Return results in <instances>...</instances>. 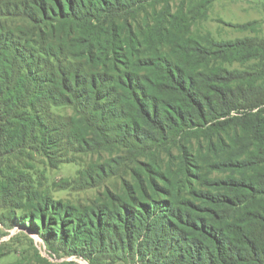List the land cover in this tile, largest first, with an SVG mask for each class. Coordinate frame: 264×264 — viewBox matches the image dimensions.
Listing matches in <instances>:
<instances>
[{
    "label": "trees",
    "instance_id": "1",
    "mask_svg": "<svg viewBox=\"0 0 264 264\" xmlns=\"http://www.w3.org/2000/svg\"><path fill=\"white\" fill-rule=\"evenodd\" d=\"M151 1L0 0V121H17L4 144L46 135L38 115L71 107L81 120L69 119L68 140L80 151L98 149L99 139L148 151L189 135L212 145L216 136L207 165L228 176L209 178L185 154L176 175L153 160L170 180L164 194L86 210L39 201L21 224L92 264H264V22L236 26L263 37L231 41L181 37L163 23L140 37L129 19ZM233 120L231 145L219 133ZM13 179L0 184V199ZM190 181L204 189L181 194ZM149 186L163 191L153 177Z\"/></svg>",
    "mask_w": 264,
    "mask_h": 264
},
{
    "label": "rangeland",
    "instance_id": "2",
    "mask_svg": "<svg viewBox=\"0 0 264 264\" xmlns=\"http://www.w3.org/2000/svg\"><path fill=\"white\" fill-rule=\"evenodd\" d=\"M255 20L264 22V0H156L147 3L129 23L140 37L163 23L166 30L169 26L177 28L181 37L202 40L210 36L216 41H231L263 37V33L252 34L236 27ZM167 51V47L163 49ZM230 69L244 70L249 66L235 64ZM243 112H233L229 117H241ZM38 118L48 125L46 135L34 130L23 141L14 139L15 146L4 144L2 133L5 129L12 130L10 126L17 121H8L7 128L0 121V184L14 178L15 187L8 199H0V264H92L86 258L54 251L40 234L22 226L21 222L39 201L86 210L141 194H164L170 180L159 177L150 167L151 161L157 162L161 172L168 167L176 175L184 154L189 163L199 158L200 170L209 178L228 176L212 171L207 165L217 159L208 155L216 144V136L212 145L203 135H189L148 151L127 149L99 139L101 147L85 152L68 140L69 119L81 120L73 108L53 107ZM21 120V123L27 122ZM239 125L240 121L233 120L231 127L220 132V136L232 145ZM83 126L90 138H94L95 129L86 122ZM47 136L49 143L45 142ZM250 150L256 152L258 148L255 145ZM150 177L162 186V193L149 186ZM193 188L204 189L190 181L181 194H189ZM97 264L141 263L100 258Z\"/></svg>",
    "mask_w": 264,
    "mask_h": 264
}]
</instances>
